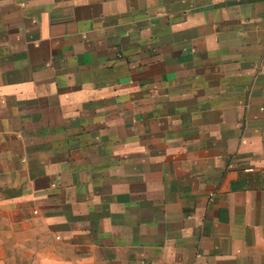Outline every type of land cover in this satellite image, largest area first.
Segmentation results:
<instances>
[{
    "label": "crops",
    "instance_id": "obj_1",
    "mask_svg": "<svg viewBox=\"0 0 264 264\" xmlns=\"http://www.w3.org/2000/svg\"><path fill=\"white\" fill-rule=\"evenodd\" d=\"M0 264H264V0H0Z\"/></svg>",
    "mask_w": 264,
    "mask_h": 264
}]
</instances>
